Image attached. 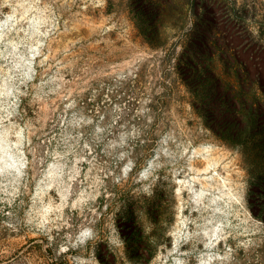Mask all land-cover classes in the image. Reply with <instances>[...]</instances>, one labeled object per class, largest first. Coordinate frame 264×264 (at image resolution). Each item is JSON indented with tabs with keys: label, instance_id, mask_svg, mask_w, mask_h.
I'll use <instances>...</instances> for the list:
<instances>
[{
	"label": "rangeland",
	"instance_id": "1",
	"mask_svg": "<svg viewBox=\"0 0 264 264\" xmlns=\"http://www.w3.org/2000/svg\"><path fill=\"white\" fill-rule=\"evenodd\" d=\"M185 2L0 0V264H264V117L196 111ZM209 2L264 44V0Z\"/></svg>",
	"mask_w": 264,
	"mask_h": 264
},
{
	"label": "trees",
	"instance_id": "2",
	"mask_svg": "<svg viewBox=\"0 0 264 264\" xmlns=\"http://www.w3.org/2000/svg\"><path fill=\"white\" fill-rule=\"evenodd\" d=\"M198 1L186 0L185 14L187 18L193 14L198 19L197 25L202 28L197 35L191 34L184 39L181 44L184 51L178 58L176 68L192 70L184 79L193 96L192 104L214 131L217 125L229 130L228 125L233 122L220 118L218 105L207 100L210 95L203 94L204 89L212 85L218 90L219 98L227 90L228 112L240 115L238 123L241 129L251 135L243 139L241 134L244 133L240 131L242 133L238 134L237 139L228 138L227 135L224 139L234 144L247 143L255 135L256 118L260 115L264 117V44L256 40L258 36L248 23L246 14L233 13L232 10L222 18L219 8H215L209 0H205L202 6ZM151 140L153 142L149 139L142 143V147L150 149L155 139ZM131 212L132 208L129 207L127 215L130 216ZM112 257L116 259L114 254Z\"/></svg>",
	"mask_w": 264,
	"mask_h": 264
},
{
	"label": "water",
	"instance_id": "3",
	"mask_svg": "<svg viewBox=\"0 0 264 264\" xmlns=\"http://www.w3.org/2000/svg\"><path fill=\"white\" fill-rule=\"evenodd\" d=\"M1 136H3V138ZM5 138H4V135L0 134V147L5 152L4 153V159H5L6 163H8L10 165L11 164L10 163V158L15 159V155H14L13 152L10 151L11 143L8 141L7 138L6 139Z\"/></svg>",
	"mask_w": 264,
	"mask_h": 264
}]
</instances>
